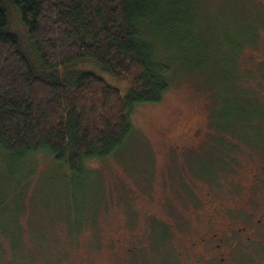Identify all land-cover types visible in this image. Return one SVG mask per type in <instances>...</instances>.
I'll list each match as a JSON object with an SVG mask.
<instances>
[{"label": "rangeland", "instance_id": "1", "mask_svg": "<svg viewBox=\"0 0 264 264\" xmlns=\"http://www.w3.org/2000/svg\"><path fill=\"white\" fill-rule=\"evenodd\" d=\"M183 1V35L153 41L172 65L169 91L158 103L135 107L133 143L119 155L89 163L91 176L80 181L78 193H65L57 168L42 155L36 172L22 182L10 180L11 171L0 162V264H27L38 255L48 260L35 264H167L182 247L173 234L165 240L163 221L170 219L178 227L180 220L194 219L183 179L195 180L196 168L204 164L195 158L198 149L191 150L194 144L180 138L181 133L209 114L218 122H231L225 116L228 103L244 97L231 89L258 97L264 77L255 64L264 43V0ZM252 31L257 42L245 43L236 58L234 77L241 84L233 86L228 79L231 45ZM85 69L124 93L122 83L93 66ZM245 158L240 150L239 162ZM246 176L245 170L242 178ZM84 213L94 214L95 221L77 233L81 224L85 226ZM22 237L32 248L30 255ZM193 238H184L183 246Z\"/></svg>", "mask_w": 264, "mask_h": 264}, {"label": "trees", "instance_id": "2", "mask_svg": "<svg viewBox=\"0 0 264 264\" xmlns=\"http://www.w3.org/2000/svg\"><path fill=\"white\" fill-rule=\"evenodd\" d=\"M184 6L183 0H0V162L10 180L34 174L42 155L57 168L65 193H78L91 176L89 163L132 144L135 107L160 102L174 78L153 41L183 35ZM254 41L252 31L231 45L229 81L236 83L235 60ZM87 66L122 83L124 93ZM237 89L230 92L244 96ZM226 109L235 124L258 120L241 100L232 98ZM84 215L77 233L95 221ZM22 243L30 255L23 237ZM31 257L27 264L48 260Z\"/></svg>", "mask_w": 264, "mask_h": 264}, {"label": "flooded vegetation", "instance_id": "3", "mask_svg": "<svg viewBox=\"0 0 264 264\" xmlns=\"http://www.w3.org/2000/svg\"><path fill=\"white\" fill-rule=\"evenodd\" d=\"M260 54L255 64L264 72V43ZM259 86L258 97L245 90L243 98H234L254 107L257 121L224 126L209 114L181 133L180 138L194 144L191 150L198 149L195 158L205 164L196 168L195 180L183 179L194 219L180 220L178 227L170 219L163 221L165 240L173 234L178 245L182 243L167 264H264V77ZM240 150L244 162H239ZM250 150L253 158H248ZM184 238L193 239L183 246Z\"/></svg>", "mask_w": 264, "mask_h": 264}]
</instances>
